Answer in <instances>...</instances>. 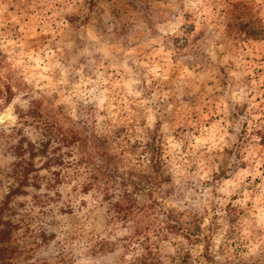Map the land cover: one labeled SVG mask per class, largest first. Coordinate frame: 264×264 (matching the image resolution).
I'll use <instances>...</instances> for the list:
<instances>
[{
    "label": "clouds",
    "instance_id": "1",
    "mask_svg": "<svg viewBox=\"0 0 264 264\" xmlns=\"http://www.w3.org/2000/svg\"><path fill=\"white\" fill-rule=\"evenodd\" d=\"M0 264H264V0H0Z\"/></svg>",
    "mask_w": 264,
    "mask_h": 264
}]
</instances>
